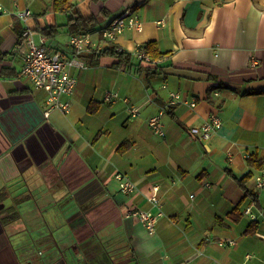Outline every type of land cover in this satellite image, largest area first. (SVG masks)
Wrapping results in <instances>:
<instances>
[{
	"label": "crops",
	"instance_id": "0c3cea01",
	"mask_svg": "<svg viewBox=\"0 0 264 264\" xmlns=\"http://www.w3.org/2000/svg\"><path fill=\"white\" fill-rule=\"evenodd\" d=\"M0 3V264H264V165L247 161H264V0H73L68 14L52 0ZM125 10L140 30L105 39ZM70 16L93 18L92 51L70 69L68 111L45 118L46 90L20 76V36L29 28L69 57ZM149 41L164 57L148 78L91 58L115 49L140 61L135 48ZM162 108L158 137L147 121ZM211 115L221 127L207 141L188 135ZM115 172L135 193L118 192ZM131 209L158 214L152 234Z\"/></svg>",
	"mask_w": 264,
	"mask_h": 264
},
{
	"label": "built area",
	"instance_id": "2783aa9c",
	"mask_svg": "<svg viewBox=\"0 0 264 264\" xmlns=\"http://www.w3.org/2000/svg\"><path fill=\"white\" fill-rule=\"evenodd\" d=\"M5 12V9L0 3V14ZM17 16L22 20L30 16V11L23 10L17 13ZM125 28H133L140 30L141 23L138 16L131 10H125L117 15L110 23L101 29V35L105 39H110L113 36L122 33ZM22 45L25 51L22 56V66L20 76L29 81L36 89H45L47 97L45 101V109L43 115L48 117L52 109H59L62 112H67L69 108V101L67 98L74 92L76 79L70 74V69L77 67L80 69L85 68L81 58L90 53L91 47L89 38L85 33L70 34L68 39V46L71 50V55L65 56L59 51L49 52L46 48L45 38L40 36L36 38L35 33L25 28L21 33ZM134 56H136L144 64H154L149 57L140 49L135 48ZM118 98L116 93H107L105 101ZM180 100V96L176 93L170 95L169 104H175ZM192 107L194 103L190 104ZM130 115L135 117L137 110L134 107L129 109ZM164 115V109H160L158 113L148 118V126L151 131L158 137H164L165 132L161 122ZM221 127V121L218 116L211 115L206 122L200 127H191L187 132L192 138L207 141L212 133ZM264 137V134H263ZM113 178L118 183V192L122 195H130L135 193L136 185L124 173L115 172ZM256 185L264 188V169L256 176ZM152 192L148 196V201L155 204L157 203V190L158 186L152 188ZM244 213L250 215L255 219L250 207L245 208ZM129 216L138 219L148 233L152 234L155 229L157 215L141 209H131L128 213ZM229 245L233 241L228 242Z\"/></svg>",
	"mask_w": 264,
	"mask_h": 264
},
{
	"label": "trees",
	"instance_id": "16d2710c",
	"mask_svg": "<svg viewBox=\"0 0 264 264\" xmlns=\"http://www.w3.org/2000/svg\"><path fill=\"white\" fill-rule=\"evenodd\" d=\"M72 1L73 0H52V7L54 11L56 12H63L65 14L70 13L72 9ZM104 1V0H101ZM90 23H93V18H79L73 19L71 16L68 18V24L70 25V34L74 33H85V31L92 26ZM41 33L44 34L45 37L51 38L54 36V32L49 29V27H45L41 29ZM141 51H144L146 55H148L151 62H154V64H144L143 62L138 61L136 58L126 52V51H115V49H106L103 51H100L99 53L92 54L91 58L97 56H105L109 55L111 57H114L116 62L112 65L115 69L120 70H135L136 73L144 72L146 78L150 76H154L158 73H160L158 70L161 69L162 66H160L159 63H157V60L162 59L164 57V54L158 52L156 43L153 41H149L140 47H138ZM89 56V55H87ZM134 68V69H133ZM2 75V74H1ZM248 163L250 165H254L256 169L263 168L264 161L262 159H257L255 156L250 155L248 158ZM250 177V173L246 174L241 180H244L245 178Z\"/></svg>",
	"mask_w": 264,
	"mask_h": 264
}]
</instances>
